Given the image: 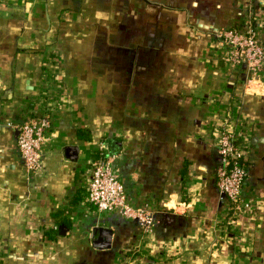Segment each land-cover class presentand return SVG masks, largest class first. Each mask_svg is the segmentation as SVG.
I'll list each match as a JSON object with an SVG mask.
<instances>
[{
  "label": "crops",
  "instance_id": "1",
  "mask_svg": "<svg viewBox=\"0 0 264 264\" xmlns=\"http://www.w3.org/2000/svg\"><path fill=\"white\" fill-rule=\"evenodd\" d=\"M247 25L264 45V0H0V264H264V59L220 36ZM45 114L30 172L13 126ZM230 120L238 209L215 185ZM99 155L148 232L88 203Z\"/></svg>",
  "mask_w": 264,
  "mask_h": 264
},
{
  "label": "built area",
  "instance_id": "2",
  "mask_svg": "<svg viewBox=\"0 0 264 264\" xmlns=\"http://www.w3.org/2000/svg\"><path fill=\"white\" fill-rule=\"evenodd\" d=\"M220 36L230 46L235 63H245L254 71L260 69L264 45L250 25L229 28ZM229 122L220 128L217 140L219 163L215 171V185L220 195L238 209L248 206L241 196L242 184L248 174L244 164L248 150L246 142L238 138L232 127L234 120ZM49 126L50 117L47 114L28 118L13 126L16 129V147L30 172H35L40 166L41 148ZM86 189L87 201L95 207L97 214H111L136 222L145 232L151 229L153 213L131 202L117 168L108 159H98L93 165Z\"/></svg>",
  "mask_w": 264,
  "mask_h": 264
},
{
  "label": "trees",
  "instance_id": "3",
  "mask_svg": "<svg viewBox=\"0 0 264 264\" xmlns=\"http://www.w3.org/2000/svg\"><path fill=\"white\" fill-rule=\"evenodd\" d=\"M99 156H100V155H99ZM100 157H101V156H100ZM100 157H99V159H102V158H103V157H101V158H100Z\"/></svg>",
  "mask_w": 264,
  "mask_h": 264
}]
</instances>
